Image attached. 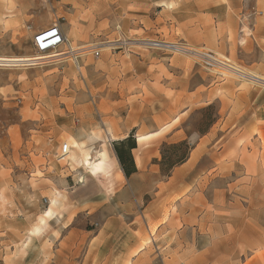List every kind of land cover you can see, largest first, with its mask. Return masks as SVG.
I'll return each mask as SVG.
<instances>
[{"label": "rangeland", "instance_id": "374dc122", "mask_svg": "<svg viewBox=\"0 0 264 264\" xmlns=\"http://www.w3.org/2000/svg\"><path fill=\"white\" fill-rule=\"evenodd\" d=\"M160 1L166 6L158 9L155 0H4L0 57L65 55L31 66H0V264H54L53 257L49 260L43 254L46 246L40 247L31 232L52 198L43 193L52 184L45 181L44 168L47 160L56 168L78 167L72 162L76 161V150L71 148L68 156L60 159L61 146L74 145L80 128L79 111L81 107L93 108L92 94L128 91L127 82L122 80L125 64L130 61L139 69L147 65L149 73L159 64V95L165 101L160 107L171 108L168 122L159 121V128L165 127L159 133V166L164 178L160 183L166 182L173 168L185 163L198 148L200 165L192 191H201V203L203 191L210 192L207 200L217 208L235 205L237 200L246 203L241 200V186L236 187L241 179L240 167H220L217 148L238 133L241 125L260 120L253 114L264 110V76L249 71L257 64L264 67V41L257 42L259 36H264V8L255 0H244L239 18L228 23L226 47L215 52L205 48V40L189 30L188 21L183 22L191 17L190 6L182 7V12H170L167 10L175 7L173 0ZM139 13L143 14L142 22L132 25L131 15ZM68 22L73 31L86 35L81 46L75 47L67 39L68 44L56 51H36L33 38L41 29ZM69 48L77 52H68ZM95 51L98 57L93 55ZM224 63L261 78L262 83L236 77ZM194 77H200L202 84L210 80L215 87L209 98L202 89L198 96L190 95ZM104 109L106 102L101 105ZM240 136L244 148L240 157L258 158L259 151L251 140L252 136L261 140V133L253 129ZM260 144L264 155V141ZM56 145L60 149L57 153ZM33 147L38 152L41 148L43 153L34 156ZM182 157L185 161L169 171L171 163ZM155 185L149 183L144 205L156 198ZM179 187L181 195L188 190L176 184L166 186L164 192ZM176 199L166 203L162 220L173 210ZM215 217L217 223L220 218L226 220L224 214L215 213ZM154 229L152 226L150 237L141 243L152 251ZM244 248L252 253L253 247H238V255L228 252L227 261L218 258L212 264H240L236 256L240 258ZM263 248L254 247L253 253L261 255ZM147 264L163 263L156 258Z\"/></svg>", "mask_w": 264, "mask_h": 264}, {"label": "crops", "instance_id": "0c3cea01", "mask_svg": "<svg viewBox=\"0 0 264 264\" xmlns=\"http://www.w3.org/2000/svg\"><path fill=\"white\" fill-rule=\"evenodd\" d=\"M155 1L158 9L164 6L160 0ZM243 1L173 0L175 7L167 11L179 12L182 7L190 6L191 17L183 22L188 21L189 30L205 40V48L219 52L228 38V23L239 18ZM255 1L264 8V0ZM3 19L4 0H0L1 28ZM142 19V13L131 15L132 25ZM60 30L75 47L81 46L86 38L83 31H73L69 22L60 25ZM263 41L264 36L257 38V42ZM126 58L130 60L129 56ZM261 60L264 62V56ZM136 66L131 61L125 64L122 81L127 82L128 91L118 95L92 94L93 108L81 107L80 128L74 145L69 147V150H76V161L72 162L78 167L73 170L56 168L47 160L45 181L52 184L46 186L43 193L52 198L39 219V225L31 231L40 247L46 246L43 254L49 260L53 257L54 264H147L156 258L163 264H212L218 258L227 261L230 258L228 252L238 255V247H253L252 253L244 248L242 256H236V260L239 259L240 264H264V248L261 255L253 253L254 247H264V155L260 144L264 141V110L253 114L260 120L241 125L237 128L238 133L217 148L220 167H240L241 179L236 187L241 186V200L246 203L237 200L235 205L217 208L207 200L210 192L203 191L202 204L201 191H192L195 185L192 186V182L200 165L198 148L190 153L185 163L173 168L166 182L160 183L164 178L159 166V133L165 127L159 128V121L168 122L170 115L167 112L171 108L168 105L167 109L160 107L165 101L159 95V64L152 73L148 72L147 65L141 69ZM136 69H139L138 73ZM249 71L264 76V67L258 64ZM192 84L190 95L193 97L201 94L202 89V94L209 98L215 89L210 80L202 84L200 77H194ZM102 102L107 103V109L101 110ZM253 129L262 135L261 140L256 136L251 140L259 151L258 158L240 157L244 150L240 133ZM129 136L136 142L131 151L136 172L126 178L112 144ZM139 137L145 139L140 141ZM54 149L57 153L59 145ZM39 152L42 154L43 150L40 148ZM39 152L33 147L34 156ZM86 152L90 153L91 163L96 166L93 174H88L82 166ZM152 182H156V198L144 205ZM176 184L188 187L187 192L181 195L182 186L164 192L166 186ZM175 198L173 210L162 220L166 203ZM49 211L52 214L48 215ZM215 213L224 214L226 220L220 218L217 223ZM152 226H155L154 251L141 246L143 240L150 237Z\"/></svg>", "mask_w": 264, "mask_h": 264}, {"label": "bare ground", "instance_id": "6f19581e", "mask_svg": "<svg viewBox=\"0 0 264 264\" xmlns=\"http://www.w3.org/2000/svg\"><path fill=\"white\" fill-rule=\"evenodd\" d=\"M157 45L158 44H154V46H157ZM174 49L177 50V51H179L177 48H174ZM63 55H65V54H45V55H36L34 57H31V56H22V57H20V56L19 57H0V66L8 67V66H12L13 64H17V63H24V64H27V65H30L31 66V65L37 64V62H40L42 60H47V59H51V58H57V57H61ZM222 65H224V67L228 71H230L233 75H235L236 77H239V78H242V79H245V80H248V81L256 82V83H262L258 78L254 77L252 75L246 74L244 71H241L240 69H237V68H235L232 65H229L227 63H224ZM143 139H145V138H143V137H139L138 138V140H140V141L143 140ZM91 162H92V160H91V157H90L89 154H87L85 156V158L82 160V166L86 169V171H87L88 174H93L94 171H95V168H96L95 164L94 163H91ZM81 182H83V179L81 180ZM50 214H52L51 211H49V214L48 215H50Z\"/></svg>", "mask_w": 264, "mask_h": 264}, {"label": "built area", "instance_id": "2783aa9c", "mask_svg": "<svg viewBox=\"0 0 264 264\" xmlns=\"http://www.w3.org/2000/svg\"><path fill=\"white\" fill-rule=\"evenodd\" d=\"M68 44L67 38L63 35L62 31L60 30L59 23L53 24L48 29L39 31L33 38V46L39 53H49L51 51H56L61 47H64ZM71 51L69 48L68 52ZM74 51L73 53H76ZM95 57L99 56V52H93ZM78 64V62H77ZM69 147L66 144L61 146V154L60 159L68 155Z\"/></svg>", "mask_w": 264, "mask_h": 264}, {"label": "trees", "instance_id": "16d2710c", "mask_svg": "<svg viewBox=\"0 0 264 264\" xmlns=\"http://www.w3.org/2000/svg\"><path fill=\"white\" fill-rule=\"evenodd\" d=\"M113 150L115 152L116 158L119 162L121 170L126 178H129L132 174L136 172V168L131 156V151L135 149L136 142L132 136H129L127 139L113 143ZM186 158H180L178 162H172L169 171L175 166L177 163H183Z\"/></svg>", "mask_w": 264, "mask_h": 264}]
</instances>
